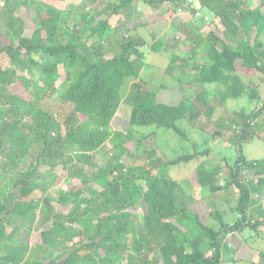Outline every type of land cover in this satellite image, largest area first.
Segmentation results:
<instances>
[{"label": "trees", "instance_id": "1", "mask_svg": "<svg viewBox=\"0 0 264 264\" xmlns=\"http://www.w3.org/2000/svg\"><path fill=\"white\" fill-rule=\"evenodd\" d=\"M133 1L110 2L103 17L78 5L64 10L37 0H4L0 264H222L223 253L239 250L225 238L236 239L246 229L262 234L264 206L253 194H264V158H247L243 145L252 143L263 126L264 0H199L200 8H191L187 0H170L177 5L176 12L169 8L171 17L177 12L189 16L186 22H172L173 31L184 35L188 56L176 35L169 40L151 31L147 44L137 28L118 26L109 36V15L125 9L130 17ZM21 7L34 14L21 16ZM195 19L208 26L210 19L216 20L224 37L214 30L203 34ZM145 50L170 53L166 74L181 85L214 87L215 94L210 97L203 88L176 103L159 100L140 74ZM201 51L205 61L199 58ZM126 93L129 129L120 131L113 121ZM240 97L261 105L248 113L234 111L227 124L220 123L237 133L234 161L223 157L222 167L204 159L190 176L192 185L208 195L231 188L238 192L230 208L234 219H225V212L214 208L207 222L196 206L206 198L196 200L169 172L206 156L209 148L194 146L160 165L153 148H141L148 135L137 138L133 127L153 125L186 138L178 122L205 132L208 126L201 118L210 120L227 99ZM214 135L221 132L216 129ZM98 152L106 153L105 165L98 163ZM56 168L65 175L61 179L68 176L71 182L53 192L48 177ZM141 202L146 212L138 227L130 208ZM183 221L194 222L199 232L185 233L177 224ZM39 228V238L32 240ZM258 253L264 258V251Z\"/></svg>", "mask_w": 264, "mask_h": 264}, {"label": "rangeland", "instance_id": "2", "mask_svg": "<svg viewBox=\"0 0 264 264\" xmlns=\"http://www.w3.org/2000/svg\"><path fill=\"white\" fill-rule=\"evenodd\" d=\"M255 1V3H258V0ZM1 5L2 4L0 2V16L2 14ZM53 5L56 6L55 4ZM21 8L22 9H20L19 12L21 16H24L28 9H26L25 7ZM28 12L30 14H34L33 10H29ZM142 21H145V19L142 18L141 22ZM215 21L216 20H214L213 22L210 19V26L206 25L205 22H202L201 19H195L194 23L196 27L201 28V32L203 34H206L208 30H214L215 32L220 33V36H223L220 32V29H222L221 25L219 23L218 25ZM164 22L165 21L162 20L161 22H156L155 24L153 22V27H151V23L147 24L146 26L139 25L137 27V33L141 34L142 37L145 38L147 44L152 42V39L150 37L151 31L156 33L158 37L167 35L169 40L171 39L172 35H176L179 37L176 39L180 42L179 46L182 50V53L185 56H188L186 43L183 42L184 35L181 34V32H178V30L177 32L173 31L174 23H168L170 24V26L167 29L163 28V26L165 25ZM1 23L3 24L4 21L2 20ZM206 27H208V29ZM144 52L145 64L140 74L141 77L148 83L149 89L157 94L159 100L169 103H176L179 101L182 95L193 97L199 90L203 88H207V90H209L210 97L215 94L214 87L203 86L200 83L191 82H185L181 85L176 79L172 78L169 74H166L165 68L169 62L168 57L170 53H166L163 50L161 51V53L149 52L147 50H145ZM199 58L200 60L205 61L207 59L205 52L201 51L199 53ZM63 78L64 75L61 76V79ZM252 80L256 84L259 83L258 77H253ZM37 86L39 87V85ZM180 86L183 87V89H181ZM259 93L261 98L264 99V84L259 87ZM124 96V100L122 101L120 108L117 111V116L113 121V128L120 131H126L127 129H129V118L131 113L130 98L128 97L127 93ZM260 105L261 102L254 99L249 100L247 97L227 99L225 104L219 106L215 110L214 115L210 120L205 117L201 118L202 121L205 122L208 126V129L205 132L200 131V129L191 127L190 124L185 120L178 122L180 129L185 132L186 138H183L178 134H174L171 130L166 131L164 129H156V127L153 125L134 126L133 128L137 130V133L135 134L137 138H141L142 134H147L149 136L141 139V148H145L147 150L153 148L157 153L155 157L160 159V165H162L166 160L175 157L177 154L183 152H192L194 146H196L198 150L209 148L208 154L206 156H200L188 163H180L179 165L173 166L170 168L169 173L171 177L176 179L182 185L183 189L188 194L194 196L196 200L200 199L203 201V198H206V200H204V203L197 201L196 204L199 213L203 215L204 221L209 218L208 212L214 208H218L224 211L225 219L232 220L234 219V215L231 212L230 208L236 203L238 192L235 189L231 188L227 192H217V196L208 195L209 192H206L205 189H201L200 186L192 185L190 176L195 167L204 159H208L210 165H220L222 167H224L223 157H227L231 162L234 161V154L237 152V133L234 130L235 128L226 127L221 124L222 122L223 124H227V119L233 116L234 111L239 112L241 110H245V112L248 113L252 110L257 109ZM261 122L263 126L258 132V137L252 143L243 145V153L249 159L264 158V116L262 117ZM216 129L221 132V135L212 136ZM155 131L156 135L153 136L152 134ZM108 144L106 145L107 153L112 150V147L109 148ZM105 154L103 152L97 153L98 163L100 165L106 164L107 157L105 156ZM140 155L143 159L146 154L141 150ZM122 160L126 164L130 162V159L127 156H124ZM61 175L65 176L64 173L60 172L58 168L51 171V174L48 177V182L51 185V191L56 192L58 190H61L62 188L67 187L70 184L71 179L68 176L61 179ZM93 186L99 188L97 185ZM253 197L255 199H258L264 206V194H253ZM225 198L229 199L230 202H225ZM130 210L137 215L136 224L138 227H140L141 217L146 212L145 204L141 202L137 206L130 208ZM208 221L209 220H207V222ZM177 224H179L181 230H183L190 236H194L199 232V229L192 221H183ZM47 226L48 225L43 226L42 229H45ZM39 231L40 228L34 231L32 240H36L39 238ZM261 232V235H257L252 230L246 229L245 231H243V233L238 234L236 236V239L238 238L243 241L242 246L241 243L232 236L225 238L227 242H230L233 246H236V248H238L239 246V250H235L232 253H223L222 264H264V258L261 257L258 253L259 251H264V228H262ZM203 248L207 251L208 245L205 244Z\"/></svg>", "mask_w": 264, "mask_h": 264}, {"label": "crops", "instance_id": "3", "mask_svg": "<svg viewBox=\"0 0 264 264\" xmlns=\"http://www.w3.org/2000/svg\"><path fill=\"white\" fill-rule=\"evenodd\" d=\"M37 1L52 6H54L53 4H55L56 5L55 7L64 10H66L69 6L78 5L83 9H85L86 11L94 10L95 12H100L102 16L103 15L107 16L108 15L106 10L107 6L109 5L110 2H115L117 0H37ZM151 1L152 3H150ZM0 2L2 4L4 3V0ZM153 3L154 0H134L132 2L133 13L130 17L126 16L127 10L125 9L121 10L120 14L109 15L108 21L112 28V30L109 31L110 32L109 36L114 34V29L118 26L131 29V28H137L139 25L146 26L147 24L151 23V27H153L156 22L159 23L162 20L165 21L164 22L165 25L163 26V28L167 29L170 26V24L168 23L174 22L176 20L175 18H177L178 24H180L181 21L186 22L188 19V15L185 12L184 13L177 12L178 14H175V16L171 17L172 14L171 10L174 9V11L176 12L177 5L175 6L172 5L170 0H165L164 2L158 0L157 2H155L154 6ZM1 7H3V4L1 5ZM142 18H144L145 21L141 22ZM190 24L191 23L188 22V25Z\"/></svg>", "mask_w": 264, "mask_h": 264}, {"label": "built area", "instance_id": "4", "mask_svg": "<svg viewBox=\"0 0 264 264\" xmlns=\"http://www.w3.org/2000/svg\"><path fill=\"white\" fill-rule=\"evenodd\" d=\"M187 3L190 4L191 8L193 7H198L200 8L201 4L199 0H187ZM3 4V3H2ZM179 11H181V9L179 8ZM109 146V145H108Z\"/></svg>", "mask_w": 264, "mask_h": 264}]
</instances>
